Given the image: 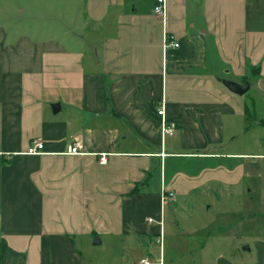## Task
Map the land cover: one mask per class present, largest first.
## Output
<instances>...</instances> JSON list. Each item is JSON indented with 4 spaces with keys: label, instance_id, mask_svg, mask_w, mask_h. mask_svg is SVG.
<instances>
[{
    "label": "crops",
    "instance_id": "1",
    "mask_svg": "<svg viewBox=\"0 0 264 264\" xmlns=\"http://www.w3.org/2000/svg\"><path fill=\"white\" fill-rule=\"evenodd\" d=\"M164 2L162 17L157 0H0V264H95L85 252L99 246L116 264L141 251L134 264H166L149 253L167 204L264 190V140L250 138L264 129V0ZM33 141L44 153H26ZM75 142L82 154H68ZM227 232L188 245L194 263L264 264V229Z\"/></svg>",
    "mask_w": 264,
    "mask_h": 264
},
{
    "label": "rangeland",
    "instance_id": "2",
    "mask_svg": "<svg viewBox=\"0 0 264 264\" xmlns=\"http://www.w3.org/2000/svg\"><path fill=\"white\" fill-rule=\"evenodd\" d=\"M250 138L256 141L257 144H262L264 129L259 125L254 126L250 132ZM260 187H258L257 182V186L255 185L253 188H249L245 184L223 189L203 188L192 192L187 198L183 199L182 203L180 202L181 206L173 212V208L167 204L164 210L166 221L162 243L159 242V238L158 240L155 239L149 253L153 257L150 261L157 263L160 250L163 249L166 264H175L177 254L185 252L187 246L186 258L182 259L180 264H195L194 258L191 256L193 250L191 248L189 250L188 245L193 248V245L196 247L205 242L207 240V229L214 232L219 228H224L228 231L227 235L221 238L219 236L218 239L228 243L230 242L228 239L233 236L247 238L249 233L262 232L264 229V219L262 217L243 219L246 215L264 212V190ZM204 229L206 231H203ZM211 236L216 237L218 235ZM242 249L243 247H240V250ZM145 252L141 251L132 255L135 263L146 256ZM117 253L119 251L114 247L109 250L106 249V246H99L94 248L92 254L85 252V256L87 259L94 260L95 264H116V262H121ZM134 261H130V263L134 264Z\"/></svg>",
    "mask_w": 264,
    "mask_h": 264
},
{
    "label": "built area",
    "instance_id": "3",
    "mask_svg": "<svg viewBox=\"0 0 264 264\" xmlns=\"http://www.w3.org/2000/svg\"><path fill=\"white\" fill-rule=\"evenodd\" d=\"M154 12L156 15L165 16V2L164 0H157V4L155 6ZM179 48V43L174 41L173 38L167 36L165 38V48ZM158 115L163 116L164 115V109L161 107V109L158 110ZM162 136L163 137H168V136H173L174 131H175V125L173 123H170L166 120H164L163 125H162ZM81 149V144L79 142H75L69 149L68 154L71 155H79L82 154L80 151ZM27 154L29 155H39L44 153V144L41 141H33L31 145L28 147ZM107 161L106 155H102L100 157V163L105 164ZM176 195L173 191H167L164 196L163 200L167 201H175ZM153 220L150 219L149 222H152ZM159 242L162 243V235L159 238ZM162 246V245H161ZM141 264H150L148 261H142ZM162 264V263H160Z\"/></svg>",
    "mask_w": 264,
    "mask_h": 264
},
{
    "label": "water",
    "instance_id": "4",
    "mask_svg": "<svg viewBox=\"0 0 264 264\" xmlns=\"http://www.w3.org/2000/svg\"><path fill=\"white\" fill-rule=\"evenodd\" d=\"M223 84L225 85V87L230 92H232L233 94L238 95V96L245 95L247 92H249V90L251 88V82L250 81H246L243 85H240V84H237V83H234V82H231V81H223ZM94 244L95 245H99L100 244L99 239L96 238L94 240ZM244 249H247V247L244 248Z\"/></svg>",
    "mask_w": 264,
    "mask_h": 264
},
{
    "label": "trees",
    "instance_id": "5",
    "mask_svg": "<svg viewBox=\"0 0 264 264\" xmlns=\"http://www.w3.org/2000/svg\"><path fill=\"white\" fill-rule=\"evenodd\" d=\"M246 110H247V116H246V121H247V124L249 123V121H250V110H249V107H247L246 108Z\"/></svg>",
    "mask_w": 264,
    "mask_h": 264
}]
</instances>
